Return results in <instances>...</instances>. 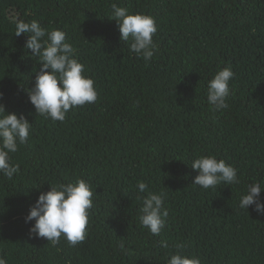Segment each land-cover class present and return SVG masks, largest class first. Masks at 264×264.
Wrapping results in <instances>:
<instances>
[{"label": "trees", "instance_id": "obj_1", "mask_svg": "<svg viewBox=\"0 0 264 264\" xmlns=\"http://www.w3.org/2000/svg\"><path fill=\"white\" fill-rule=\"evenodd\" d=\"M113 3L155 18L150 61L120 40L107 17ZM17 20L67 34L95 81L94 103L63 122L36 113L27 90L40 64L27 34L15 36ZM224 67L235 73L228 107L212 111L207 83ZM0 91L6 112L32 123L10 153L19 172L0 173L6 264H166L181 243L201 264H264V216L238 206L247 185L264 180V0H0ZM206 155L236 167L240 183L193 184L191 164ZM78 178L93 191L85 240L53 245L30 234L25 217L39 194ZM148 191L167 193L159 235L139 222Z\"/></svg>", "mask_w": 264, "mask_h": 264}, {"label": "clouds", "instance_id": "obj_2", "mask_svg": "<svg viewBox=\"0 0 264 264\" xmlns=\"http://www.w3.org/2000/svg\"><path fill=\"white\" fill-rule=\"evenodd\" d=\"M115 19L120 40L129 42V50L144 61H150L157 45L153 40L158 25L153 16L142 12L131 13L126 7L112 4L107 16ZM27 34L25 49L31 50L30 56L40 64L35 74V84L28 89L30 103L36 113L53 121L63 122L70 110L94 103L98 98L95 81L86 75L87 69L75 56L73 45L68 42L66 33L57 28L48 30L37 20L16 21L15 36ZM235 73L230 67L219 70L207 83V102L212 111H221L228 107L230 95L229 82ZM4 93L0 91V98ZM32 123L23 113L6 112L5 105L0 103V173L12 179L19 172V165L11 161L10 153L18 150V145L26 143L30 136ZM191 167L198 171L193 184L207 190L224 184L240 183L238 170L215 155L201 156L195 159ZM140 192L148 190L147 183L138 182ZM264 180L247 185L246 191L240 195L239 208L247 210L251 207L258 215L264 216ZM167 193L148 191L140 208L139 222L151 234L159 235L166 225L168 211L164 208ZM91 185L84 179L74 183L50 185V190L41 192L29 208L25 222L31 224L29 232L37 237L46 238L53 245L63 237L70 245L85 240L89 212L93 206ZM167 241H161V247L168 248ZM177 250L166 261V264H201L197 256L183 252L184 245L176 244ZM121 251H127L125 244H119ZM0 264L6 260L0 257Z\"/></svg>", "mask_w": 264, "mask_h": 264}]
</instances>
